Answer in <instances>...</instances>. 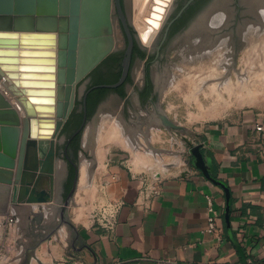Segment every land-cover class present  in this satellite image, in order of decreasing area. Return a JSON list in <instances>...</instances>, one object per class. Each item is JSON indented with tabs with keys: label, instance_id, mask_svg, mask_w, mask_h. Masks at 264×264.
<instances>
[{
	"label": "crops",
	"instance_id": "1",
	"mask_svg": "<svg viewBox=\"0 0 264 264\" xmlns=\"http://www.w3.org/2000/svg\"><path fill=\"white\" fill-rule=\"evenodd\" d=\"M185 134L195 143H204L202 152L211 159L213 176L231 190L230 221L237 244L225 221L224 189L185 161L187 147L181 145V134L172 132L169 141L176 148L170 151L178 152L172 156L175 164L166 162L164 169L163 165L151 173L122 164L98 167V198L90 216L68 230L60 223L57 232L37 246V258L45 255L50 264L55 259L61 264H264V119L254 113L232 114ZM112 175L117 178L111 179ZM155 177L161 192L147 196ZM208 198L214 212L209 210ZM115 201L124 204L109 230L91 216L99 206ZM27 205L13 208L8 215L16 220L11 234L52 231L56 211L47 204ZM211 214L217 215L220 237L206 230ZM5 226H0L1 231Z\"/></svg>",
	"mask_w": 264,
	"mask_h": 264
},
{
	"label": "water",
	"instance_id": "2",
	"mask_svg": "<svg viewBox=\"0 0 264 264\" xmlns=\"http://www.w3.org/2000/svg\"><path fill=\"white\" fill-rule=\"evenodd\" d=\"M114 6L115 0H0V200L4 204L43 208L58 202L56 175L61 159L57 157V138L78 98L85 108L82 132L98 118L102 102L87 119L86 82L92 70L118 49ZM120 12L129 49L120 79L102 84L110 88L123 84L130 69L133 35L121 7ZM134 27L142 45L148 47L147 33ZM153 117L167 128L183 131L181 145L189 154L185 161L224 189L225 221L237 244L230 221L231 190L225 181L213 176L211 159L202 152L204 143L191 140L184 125L162 109ZM79 171L78 167L71 194ZM69 205L70 199L58 202L62 213Z\"/></svg>",
	"mask_w": 264,
	"mask_h": 264
},
{
	"label": "rangeland",
	"instance_id": "3",
	"mask_svg": "<svg viewBox=\"0 0 264 264\" xmlns=\"http://www.w3.org/2000/svg\"><path fill=\"white\" fill-rule=\"evenodd\" d=\"M175 1L176 0H173V2ZM135 2L136 1L133 0V3L131 5V11H130L131 21L134 26H136L135 25L136 19H135V14H134L135 13L134 6H136ZM223 13L224 11L222 12V14ZM161 29L162 27L160 28V30ZM160 30L158 31L157 34H160ZM116 36L118 40V43H117L118 47H122L124 45L123 38H122V32L119 26L117 25H116ZM187 39H188V35L185 40L184 39L180 41L171 40L170 42L166 44L164 48L165 57L163 61L159 63L158 67L154 71L155 79L158 80L163 85L161 88L158 102L155 106H152L151 103L149 102L143 105L137 95L135 88L131 84L128 87V91L130 92L129 95L127 92L128 96L126 95L125 97H122L119 93L115 91H111L107 95V97L102 101V108L99 112L98 118L95 121V123L90 124L91 122H89L87 126L85 127L84 131L81 134V145H83V147L81 146V149L79 151V157H80L79 170L80 171H79V176H78L79 177L78 183H77L76 190L71 198L70 205L68 209L66 210V216L70 224H65V222L62 223V221L60 220L58 210H55L56 211L55 216L58 218V220H57V223H55L51 227L52 231L50 230V231H47L46 233L30 231L27 235L23 234L22 236H20L21 234H18V235L17 234L14 235V233L11 234L12 230H10V227L1 218L0 226L4 224L6 226L3 227L2 229L3 231H0L2 232L1 235L3 237L0 240V243H1L0 244V264H50V262L45 259L46 258L44 257L45 255L41 258L42 260H39L37 258L36 248L42 241H44L45 237L47 238V237H50L51 235H54L55 232H57V229L59 228L61 224H63L65 228L67 229L68 226L70 225H71L70 227H72L73 225L76 226V225L81 224V222H84L87 220V218L90 216L89 209L90 207H92V205H94V200L98 198L97 183L100 182L99 180L100 178H97L95 174V171H97L98 167H102L109 163L111 165L122 164L126 167L132 168L133 170H136V168H134L136 166L140 172L146 171L147 173H151L152 172L151 169L146 168V167L140 168L139 166H137L138 161L136 160L137 158L136 156H140L141 159L145 158L144 160H147L148 158V160L151 161V164H153L154 162L153 165L157 167L159 166L160 168L164 165V162L169 163L170 161V163L173 164L174 159L172 158V156H174L175 154H173V152H171L170 149L176 148V147L173 145L171 141H169L170 133L175 132L180 135L181 132L183 131L172 129V128H167L163 124L158 123L154 119V117L152 118V114L154 113L156 114L157 108H160L163 111H165L172 120L184 125V127L186 128V131H184V133H186L188 129L190 130L202 124L210 123V122L222 119V118L229 117L232 114L239 115V114H245V113H254L264 119V92L262 91V89H260L259 87L257 88L259 89L258 93L262 95L261 97L262 99H259L258 104L256 105L254 104L251 106L250 105H242V106L233 105L227 108L225 111H222L221 112L222 114H221L218 111H216L217 108L214 107L215 105L214 101L216 102V99L219 97L217 94L221 93L222 97L224 96L223 98L225 99L229 98L228 100H231L232 97H229L230 95L228 94V91L224 89V87L222 88L221 85L219 87L216 86L215 87L216 89H214V91L211 90L213 88H211L210 85H213V83H218L220 79L217 78L218 76L216 75H210L211 80L209 78V72L217 70L222 73L223 71L222 75L226 73L228 74L227 76H229L230 81H232L231 82L232 83L231 85H233L232 87L235 86L234 89L242 91V89L245 90L247 87L249 89L254 88L256 86L255 85L256 83L254 82V79H253L254 77H253V74L251 75V72L252 70H256L257 72L262 71V65H260L259 63L260 61H258V59L256 60V58H258V55L262 56L263 54L261 53H264L261 50L262 49L261 46L258 47L256 50H253L254 52H252L253 53V56H252L251 50L248 48L249 44L247 43V41L238 45V47L235 49V52H236L235 58L234 59L229 58L230 60L224 59L225 63L230 61V63L234 65L232 67H229L230 70L228 69L229 70L228 72L227 69H222L225 67L226 65L225 63H222L221 64L222 66H221L220 64H217V62H212V60L210 61L208 57L204 55L205 54L203 53L204 49H201V48L197 49L199 44L203 46L201 44L203 39L197 38L196 49L190 46V43ZM216 43L217 42L215 41H211L210 46L214 47ZM148 48L149 50H153L154 44H149ZM246 48H248V50ZM231 49H232L231 46L227 45L226 43H223L222 45H219L218 47L211 48V50H214L213 54L220 53V52L221 53L226 52L225 54L227 55L231 51ZM233 50L234 49H232V51ZM246 51H248L249 53L248 52L246 53ZM247 54H249L250 56ZM252 59L254 61H252ZM205 60H208V61H205ZM251 61L254 63L255 68L254 67L252 68L253 63ZM257 62L259 63V65ZM202 67L203 68L206 67V68L203 69ZM238 71H241L242 76L246 78L245 82L244 81L239 82V76L237 75L239 73ZM144 72H145V61L144 60L134 65L133 75H134V79L137 80L138 83H142L143 77L145 75ZM204 72H206L208 75ZM203 73L205 76H203ZM190 75L192 77H189ZM250 75L252 77L251 79H250ZM212 76L214 77L212 78ZM246 76L249 78H247ZM187 77H188V80H187ZM189 79L190 80L192 79V81H190ZM248 79H250L249 81L251 83H249ZM201 80H203V82ZM195 82L196 84H194ZM188 83H191L194 85L190 84L189 86ZM197 83H199L200 85ZM208 86L210 89L208 88ZM236 86L238 87L236 88ZM189 87L191 91H189L190 90ZM210 91H213L214 93L215 92L217 93L219 91V93L212 94V92ZM193 98L197 99V102L195 101V99L193 100ZM190 99L192 101L187 102ZM211 102H213L214 104V105L212 104L213 107H211L213 108V110L209 109L210 106H212ZM189 103L191 105H189ZM197 103L199 104L197 105ZM198 107L200 109H198ZM206 109H209V110L206 111ZM211 110L213 111L214 114L212 113ZM203 111H206V113L203 114ZM206 114L209 116H207ZM210 114L212 115L210 116ZM203 115L204 117L205 116L206 117L204 118ZM88 129L91 131L92 135L91 137H89L88 141L85 142L84 138H85L86 131ZM110 130L112 131L115 130V131L112 132ZM112 133H115V134H112ZM115 135H116V138H115ZM117 136L119 137L117 138ZM147 137H150L149 139H151V142L149 145L147 144L146 146ZM143 141L145 143H143ZM144 144H145V147H142ZM134 152L137 154L135 155ZM134 156H135V159H134ZM151 158L152 160L153 159L154 160L152 161ZM160 158L162 161L161 163H159ZM60 159H61L60 160L61 162L63 158L61 157ZM155 159L158 160L157 162L159 164L158 163L155 164ZM84 162L89 164L90 172H88V177L85 178V180L83 179L81 181V167ZM135 162L137 165L135 164ZM170 163L168 164L169 166H171ZM6 204H4L0 200V208L3 205L5 206ZM13 208L15 207L12 205H9L8 209L7 210L5 209L4 212H2V210L0 209V212L2 213L0 214V216L4 217V216L12 215L14 212L12 210ZM57 209H58V206H57ZM47 211L48 210H45L46 213H48ZM18 237L21 238L20 241L17 240ZM70 247L71 245L69 244L68 248ZM47 255L48 254H46V256ZM5 257L7 259H5ZM52 264H61V261L58 259H55L52 262Z\"/></svg>",
	"mask_w": 264,
	"mask_h": 264
},
{
	"label": "flooded vegetation",
	"instance_id": "4",
	"mask_svg": "<svg viewBox=\"0 0 264 264\" xmlns=\"http://www.w3.org/2000/svg\"><path fill=\"white\" fill-rule=\"evenodd\" d=\"M218 1H222V3L224 4L225 13H223L222 15L215 14L216 12L213 13L210 18V23L212 24L213 30L208 31V38L206 37L204 41H215L217 43H226L227 45H230L231 48L234 50L232 51L231 49L228 55L231 59H234L236 56L235 49L238 47V45L246 41V38L244 37L243 32L241 31V28H246V26L253 24L262 27V30H264V13H259L258 11L251 10L253 6L251 2L250 4L248 3V0H192L190 2L189 0H176L175 2H172V8L170 9L165 21L163 22L160 34H157L152 42V44H154L153 50H149V46L144 47L142 45L141 40L137 36V33L135 31V27L131 21L130 15L133 0H119L120 6L115 0L113 17L116 25L119 26L122 32V38L124 43V45L122 47H118L116 51H125L123 61L128 56L129 37L125 30L124 21L120 12V7L124 13L126 23L130 27L131 33L133 35V46L130 54V60L133 54H135V59L130 70V75L133 78V83H126V91L128 92V95L130 94V92L128 91V87L132 84L143 105L147 102L151 103L152 106H155L157 104L163 85L155 79L154 71L165 57L164 48L166 44L171 40H185L188 35V33H185L186 30L199 18V16L205 13L208 14L212 10V8H214L213 6L217 5L216 2L218 3ZM177 26H179V29L176 32L171 33L174 27ZM135 42L140 46L142 50L146 51V57L144 59L134 52ZM142 60L145 61V75L143 77L142 83H138L137 80L134 79L133 67L135 64ZM147 67L149 72V79L152 83V89L149 92L147 100L144 102L141 99L140 91L148 86V78L146 75ZM90 82L91 78L89 77L86 82L87 87ZM82 83L83 82L79 84L78 91L80 90V86L82 85ZM80 100L82 99L78 98L76 100L75 107L69 119L65 122L64 126L62 127L57 138V157H62L65 161L64 170L62 172H59L58 170L56 175L57 187L55 197L60 203L65 202L67 199H70L71 201V198L76 190L75 188V190L71 194L72 188L75 184V180L78 175L80 157H78V160L76 162L77 171L74 177L72 174L70 163L73 153V141L80 132L82 134L81 126L84 121V116L80 118V116L77 114L80 113L83 109L85 114V108L83 103H79ZM158 112L159 108H157L156 114L154 113V115H157ZM72 177L73 182L72 186L69 189V184L71 182ZM67 209L68 208H65L64 213L61 212V206H59L57 209L60 216V220L65 223H69V220L66 216Z\"/></svg>",
	"mask_w": 264,
	"mask_h": 264
},
{
	"label": "bare ground",
	"instance_id": "5",
	"mask_svg": "<svg viewBox=\"0 0 264 264\" xmlns=\"http://www.w3.org/2000/svg\"><path fill=\"white\" fill-rule=\"evenodd\" d=\"M134 1H136L135 2V4L137 5V7H138V10L134 13L135 14V21H136V26L137 27H140L141 28V30L142 31H144L145 33H147V38H146V40H145V44L147 45V46H149V44H152V42H153V40H154V38H155V36L157 35V33H158V31L160 30V28H161V25L163 24V22L165 21V19H166V17H167V15H168V13H169V11H170V9L172 8V0H134ZM249 2V4H250V2H251V4H252V6H253V8L251 9V10H254V11H258L259 13H264V0H248ZM216 4L217 5H215V6H213L214 8H212V10L208 13V14H204L200 19H199V21L194 25V27L192 28V30L188 33V41H189V43H190V46L191 47H194V49H196V47H197V38H200V39H203L202 40V45L204 46H201L200 44L198 45V47H197V49H199V48H201V49H204L203 51V53H205L204 55H206L207 57H208V59L211 61L212 60V62H217V64H222V63H225L224 62V59L225 60H230L229 58V56L227 55V54H225V53H215V54H213V51L214 50H211V48H215V47H218L219 45H222L223 43H216V45H214V47L212 46H210V42L211 41H208V42H205L204 41V39L207 37L208 38V31L209 30H213V27H212V24L210 23V18H211V16L213 15V13H215V14H218V15H221L222 14V12L224 11V4L222 3V1H218V3L216 2ZM134 8H135V6H134ZM224 13H225V11H224ZM255 13V12H254ZM263 15V14H262ZM223 17V16H222ZM261 17V16H260ZM259 17V18H260ZM221 18V17H220ZM224 22V21H223ZM247 23V22H246ZM262 25V24H261ZM217 26V25H216ZM214 29H215V27H214ZM241 31L243 32V35H244V37L246 38V41H247V43L249 44V46H248V48L251 50V53L252 52H254L253 50H256L258 47H260L261 46V50L264 52V30H262V27H260V26H256V25H253V24H251V25H248V26H246V28H241ZM214 32V31H213ZM209 35H210V33H209ZM225 39V38H224ZM204 42V43H203ZM222 47V46H221ZM248 48H246L247 50H248ZM216 49H218V48H216ZM250 50H249V52H250ZM194 52V51H193ZM192 52V53H193ZM248 51H246V53H247ZM248 52V53H249ZM259 52V51H258ZM255 54H256V52H255ZM259 54V53H258ZM261 54H263L262 56H259L258 55V58H256V60L258 59V61H260L259 63H260V65H262V71L261 72H257L256 70H252V72H251V75L253 74V79H254V82L256 83L255 85V87L254 88H252V89H249L248 87V89L246 88L245 90H243L242 89V91L240 90H237V89H234V87H232L233 85H231L232 83V81H230V79H229V76H227L228 74L226 73V74H224V75H222V73H223V71H222V73L220 72V71H211V72H209V78H210V75H216V76H218L217 78H219L220 80L218 81V83H213V85H210L211 86V88H213V89H211V90H213L214 91V89H216L215 87L216 86H222V88L224 87V89H226L227 91H228V94L230 95L229 97H232L231 98V100H228V99H225V98H223L222 97V95H221V93H219V91L217 92V93H219V94H217L216 92L214 93L213 91H210V92H212V94L214 93V94H217L219 97L216 99V102L214 101V103H215V105L213 104V102H211V105L213 104L214 105V107H216L217 108V110L216 111H218L219 113H221L222 111H225L227 108H229V107H231V106H233V105H256V104H258L259 103V99H262L261 97H262V95H260V93H258L259 92V89H257L258 87L260 88V89H262V91L264 92V53H261ZM260 54V55H261ZM204 55H202V56H204ZM247 55H249V54H247ZM250 56V55H249ZM252 56H253V53H252ZM250 58V57H249ZM223 60V61H222ZM250 60V59H249ZM248 60V61H249ZM254 60H255V58H254ZM253 59H252V61H254ZM205 61H208V60H205ZM251 61V62H252ZM253 63V62H252ZM251 63V64H252ZM258 63V62H257ZM259 63H258V65H259ZM205 64V63H204ZM203 64V65H204ZM207 64V63H206ZM226 64V65H225ZM224 65H225V67L224 68H222V69H227V71L229 72V67H232V66H234V65H232L231 63H230V61L229 62H227V63H225ZM202 65V66H203ZM214 65H216V64H214ZM219 65V66H220ZM222 66V65H221ZM207 67V66H206ZM206 67H204V68H206ZM209 67V66H208ZM211 67V66H210ZM217 67H218V65H217ZM255 68V65H254V63L252 64V68ZM203 68V67H202ZM203 68V69H204ZM261 68V67H260ZM229 69V70H228ZM235 69V68H234ZM233 69V70H234ZM249 69V68H248ZM208 70V69H207ZM219 70V69H218ZM237 70V69H236ZM235 70V71H236ZM250 70H251V68H250ZM197 71V70H196ZM242 71V70H241ZM241 71H238V72H236V73H238L237 75L239 76V82H242V81H246V78L244 77V76H242V73H241ZM244 71H246V70H244ZM231 72V71H230ZM204 73H206V72H204ZM204 73H203V76H205L204 75ZM235 73V74H236ZM244 73V72H243ZM200 74H202V73H200ZM207 74V73H206ZM208 75V74H207ZM230 75V74H229ZM248 75V74H247ZM251 75H250V79L252 78L251 77ZM231 76V75H230ZM189 77H192L191 75L189 76ZM214 76H212V78H213ZM247 77V76H246ZM244 78V79H243ZM247 78H249V77H247ZM193 79V78H192ZM192 79L190 80V81H192ZM250 79H248V81L250 80ZM187 80H188V77H187ZM206 80V79H205ZM210 80H211V78H210ZM241 80V81H240ZM189 81V82H190ZM197 81V80H196ZM202 82H203V80H201ZM237 81V80H236ZM253 81V80H252ZM210 82V81H209ZM213 82V81H212ZM193 83V82H192ZM200 83V82H199ZM199 83H197V84H199ZM249 83H251L250 81H249ZM189 84V86H190V84L191 83H188ZM194 84H196V82L194 83ZM194 84H191V85H194ZM212 84V83H211ZM243 84V83H242ZM245 84V83H244ZM169 85V84H168ZM172 85V84H171ZM170 85V86H171ZM200 85V84H199ZM246 85V84H245ZM244 85V86H245ZM249 85V84H248ZM262 88H261V87ZM197 87V86H196ZM238 86H236V88H237ZM208 88H209V86H208ZM245 88V87H244ZM251 88V87H250ZM188 89V88H187ZM189 89H190V87H189ZM196 89V88H195ZM210 89V88H209ZM202 90V89H201ZM222 90V89H221ZM189 91H191V89L189 90ZM200 91V90H199ZM221 92V91H220ZM223 92V91H222ZM193 93V92H192ZM206 93H208V92H206ZM9 94V93H8ZM7 94V95H8ZM212 94H211V96H212ZM190 95V94H189ZM216 95V96H217ZM224 95V94H223ZM232 95V96H231ZM9 96H11L10 94H9ZM193 96V95H192ZM234 96V97H233ZM190 98V97H189ZM214 98H215V96H214ZM11 99H14V98H12V96H11ZM192 99V98H191ZM188 100L187 102H189V101H192V100ZM195 98H193V100H194ZM215 100V99H214ZM195 101L197 102V99H195ZM196 104V103H195ZM199 103H197V105H198ZM260 104H262V103H260ZM189 105H191L190 103H189ZM197 105H195V106H197ZM213 105L212 106H210V108L209 109H212L213 110V108H211V107H213ZM201 106V105H200ZM199 106V107H200ZM208 106V105H207ZM198 107V109H200ZM237 107H239V106H237ZM203 108V107H202ZM201 108V109H202ZM215 108V109H216ZM209 109H206V111H208ZM214 109V110H215ZM211 110V111H212ZM206 111H203V114H205L206 113ZM193 112V111H192ZM201 112V111H200ZM199 112V113H200ZM212 113H213V111H212ZM217 113V112H216ZM214 114V113H213ZM222 114V113H221ZM193 115V114H192ZM191 115V116H192ZM197 115V114H196ZM200 115V114H199ZM207 115V114H206ZM212 114H210V116H211ZM195 116V115H194ZM198 116V115H197ZM207 116H209V115H207ZM214 116V115H213ZM215 116H217V115H215ZM196 117V116H195ZM203 117H204V115H203ZM206 117V116H205ZM204 117V118H205ZM198 118V117H197ZM202 118V117H201ZM194 119V118H193ZM110 131H112V130H110ZM113 131H115V130H113ZM112 131V132H113ZM109 134V133H108ZM112 134H115V133H112ZM149 134V133H148ZM91 135H92V133H91V131L88 129L87 131H86V134H85V142H87L88 141V139H89V137H91ZM150 135V134H149ZM148 136V135H147ZM119 136H117V138H118ZM152 137V136H151ZM115 138H116V135H115ZM150 137H147L146 138V146H147V144L149 145L150 144V142H151V139H149ZM116 140V139H115ZM142 140H143V138H142ZM145 141V140H144ZM143 141V143H145ZM142 143V144H143ZM141 144V143H140ZM142 147H145V144L142 146ZM148 148V147H147ZM134 150V149H133ZM136 150V149H135ZM137 152V151H136ZM133 153V152H132ZM135 153V152H134ZM138 153V152H137ZM137 153H135V155L137 154ZM140 154V153H139ZM143 154V153H142ZM141 154V155H142ZM101 156V155H100ZM137 158H136V160L138 161H136L137 163H138V165L136 164V162H135V164L137 165V166H139L140 168H143V167H146V168H149V169H151L152 170V172L153 171H155L158 167L157 166H154L153 164H154V162H153V164H151V161L150 160H148V158H147V160H144L145 158H143V159H141L140 158V156H136ZM103 158V157H102ZM134 159H135V156H134ZM157 159V158H156ZM155 159V164L156 163H158L157 161L158 160H156ZM103 160V159H102ZM151 160H152V158H151ZM154 160V159H153ZM152 160V161H153ZM165 161V160H164ZM162 161H161V158H160V160H159V163H161ZM158 163V164H159ZM164 163H166V162H164ZM64 165H65V163L63 162V161H61L60 163H58V169H57V172H58V170H59V172H62L63 170H64ZM138 167V168H139ZM166 167V165H164L163 166V168L162 169H164ZM134 168H136V170H138L137 169V167L135 166ZM136 170H134V171H136ZM159 170H161L160 169V167H159ZM139 171V170H138ZM88 172H90V166H89V164H87V163H83V165H82V167H81V181L84 179L85 180V178H87L88 177ZM156 174V173H155ZM60 203V202H59ZM55 205H54V207H51V210L53 209V211L54 210H57V206H58V202H56V203H54ZM6 206V205H5ZM4 205L0 208L1 210H5V209H7L8 207H9V205H7L6 207H5ZM23 206V205H22ZM25 206V205H24ZM27 207H30L29 205H27ZM50 208V207H49ZM49 211V210H48ZM0 214H2L1 212H0ZM25 216V215H24ZM26 217V216H25ZM25 219V218H24ZM0 220H1V216H0ZM1 222V221H0ZM26 224V223H25ZM0 231H1V229H0ZM2 234V232H0V235ZM5 259H7L6 257H5ZM9 259V258H8ZM7 261V260H6Z\"/></svg>",
	"mask_w": 264,
	"mask_h": 264
},
{
	"label": "trees",
	"instance_id": "6",
	"mask_svg": "<svg viewBox=\"0 0 264 264\" xmlns=\"http://www.w3.org/2000/svg\"><path fill=\"white\" fill-rule=\"evenodd\" d=\"M178 29H179V26L174 27L171 33L176 32ZM134 52L137 53L143 59L146 57V51L142 50L136 42L134 44ZM124 56H125L124 50H118V51L112 52L96 68H94V70H92V72L88 75V77L91 78V82L86 89V91L89 90V93L87 96V119H90L95 114L99 104L107 97V95L111 91H115L119 93L122 97H125L127 95L126 83H133V78L130 75V70L134 63L135 54H133L131 57L129 73L123 84L115 88L102 86V84L116 83L120 79L122 72H123ZM146 72H147L146 75L148 78V86L140 91L141 99L144 102L147 100L149 92L152 89V83L149 79L148 67H147ZM79 103L82 104L83 101L80 100ZM77 115H79L80 118H82L84 116V109ZM72 145H73V153H72L70 166H71L72 174L74 177L77 171L76 162L78 160L79 151L81 149V132L74 139ZM73 177L69 184V189L72 186Z\"/></svg>",
	"mask_w": 264,
	"mask_h": 264
},
{
	"label": "built area",
	"instance_id": "7",
	"mask_svg": "<svg viewBox=\"0 0 264 264\" xmlns=\"http://www.w3.org/2000/svg\"><path fill=\"white\" fill-rule=\"evenodd\" d=\"M117 175H112L111 179H116ZM158 178H152V183L149 186V190L146 192L147 196H151V195H157L161 192V188L160 185L158 183H156V180ZM155 182V183H154ZM107 183V182H106ZM209 200V210L211 212H214V207L212 205V200L211 198H208ZM123 201H115V202H110L109 204L106 205H101L98 208V211H96L95 213H93V215L91 216L95 222H98V224H100L101 226L109 229V230H113V228L116 225V211L123 205ZM4 222H6V224L12 228L13 226L16 225V220L14 216H8ZM1 223V222H0ZM206 230L208 232H211L215 235H217L218 237L221 236V227L218 225L217 223V215L215 214H211L208 218V223H207V227Z\"/></svg>",
	"mask_w": 264,
	"mask_h": 264
}]
</instances>
